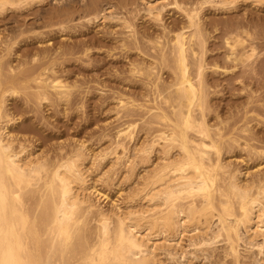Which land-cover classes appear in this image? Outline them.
I'll return each mask as SVG.
<instances>
[{"label": "bare ground", "instance_id": "obj_1", "mask_svg": "<svg viewBox=\"0 0 264 264\" xmlns=\"http://www.w3.org/2000/svg\"><path fill=\"white\" fill-rule=\"evenodd\" d=\"M41 1L42 0H0V21H4L7 16L8 19L10 16L9 12H12L11 15H13V12L16 13L19 10H17V6H19V4H24L22 6L25 8L34 5V8H31L33 10L38 7L35 4ZM237 1L238 0H217L215 2L214 0H204L202 1V3L203 5H205L206 3H209L211 5V3L213 2L214 4L212 3V5L216 4L215 6L220 5L219 7H227ZM254 1L260 2L262 0ZM143 2L145 5L144 14H146L143 16H148V19L150 17L151 20L156 19V22L160 21H157V19H161V12L167 6V4H163V6L159 7V3L155 0L152 2L144 0ZM175 5L178 9L177 10L175 8L176 11L182 10V12L185 13L182 15H185L187 17V19L185 18L187 20V24H185L186 27L180 29L181 31L176 33L174 37L169 38L171 35L169 34V37L167 36L169 40L167 39V42H164L163 44H160L156 41L159 40L157 39L158 37H155L156 40L152 37L153 41L156 42H148V44H152V48H158L161 56L164 54L165 48H167L169 53L173 56V73L171 78L172 83L170 85L172 90L165 95L166 97L163 98L165 103L168 104L170 110L166 111V109L157 116L159 120L165 122V130H159V134L157 133V135L160 136L157 137V139L152 140L151 143L146 142L148 146L142 151L145 154L147 152H150V154L152 152L153 154V145L156 146L158 140H161L165 143L162 149V153L165 155V159L161 161L163 162L162 164H156L155 162L154 165L156 164V167H150L151 170H148L149 172L146 171V173L143 174L145 176L140 179L138 183L139 185L137 184L136 186L137 189L136 187L134 188V190L132 189L133 191L127 194L126 197H123L121 202L117 206H115L113 210L105 211L101 208L99 209L97 208L95 203L91 202V197L88 198V194L87 197H85L86 192L88 193V191H86V189L88 190V188L85 189V187L87 186V178L85 177V172L82 171L83 167L81 169V163L85 159V157L83 156V151L82 154L79 150V148L82 149L81 147H76L77 150L74 148L76 150L74 152L73 149L74 154L68 156L67 158H58L59 160L56 159L58 162H56V164L54 165H49L48 161H45V158H43L45 157V155L43 153H40V157L37 154H35L37 155V157L33 154L36 158L30 157L33 155H30L29 158H27V155V157L25 158L23 154L26 149L21 148L20 144V151H18V149L16 151L13 150L12 144L15 143V140L13 142L12 136H10L12 139L7 138L10 135L6 131V129H8L7 122L10 123L11 119H7L8 116L1 110L3 108V105H0V264H163V253L166 258L169 257L168 260L171 259L176 264H180L182 260H178V254L181 253H178L177 255L176 253L180 252L181 248L179 247V244L184 237L189 239L191 246L195 248L197 247L203 253H208V255V247H210V245H212L213 243L215 244V241H217L218 238H220V240L221 238H223V241L228 245V251L226 252L233 256L236 263H239L240 260L238 261V258L241 257L239 251L237 250L238 242L240 239L241 241L245 239L250 243V245L252 244L251 249H257L254 255L251 254L252 261L259 264H264V243L253 244L252 242L254 236L261 235L264 237V204L261 202L262 200L264 201V184L260 186L258 183L260 182L259 179L257 181L253 180L257 182H254L255 184H253V181H251L252 183H248V185L247 183L242 184L243 182H239L241 180H238L239 178L237 179L234 172L230 173V171L227 170L228 167H226L225 165L228 164H226L225 162H223L225 163L224 165L222 164V161H224V159L221 158L222 147L219 146L222 145L221 134L220 132L212 133L210 129V122L208 123L205 120L206 94L204 91V87H206L207 83L204 75L209 74H205V72H207L205 59V51L207 50L205 49L207 42V32L203 31L205 28L203 29V26L201 28V25L199 23L200 21H198L200 19L197 18L199 16L198 13H200V8L202 9L203 5L201 6V4H199L201 7L197 5L199 8H197L196 6V8H193L191 11H186V9L183 10L184 7L182 6V9L181 6L177 5V3H175ZM41 6L36 8L35 12L37 10H41ZM23 7L22 9L24 11ZM110 8L111 7H109V9ZM27 9L26 11H29ZM91 9L93 11L94 7L90 8V10ZM103 10L104 7L102 10H99V12H97V15L95 13L96 16H92L93 18L95 17L94 20L99 18V16L100 18L103 17L105 19V15L103 16V14L100 13L101 11L103 12ZM60 11L59 16H62L60 14ZM73 11L70 13V10H66V13L64 14H67L68 12V14L73 15ZM29 12L27 13L29 14ZM7 13L9 15H7ZM20 13L22 14V12ZM31 13L33 14L32 11ZM21 14H19L20 18L26 13L22 15ZM33 15H35L36 17L37 13H34ZM110 15L108 17H110ZM92 17L91 19L93 20ZM14 18L12 19L13 21ZM17 20V22H19V19ZM33 20H35V18H33ZM117 20L119 19H116V21ZM123 20L122 22L125 21ZM28 21L25 20V22ZM5 24L2 23L3 26ZM123 24L124 23H122V25ZM125 25L129 28L127 23ZM232 25L234 24L232 23ZM32 26H35L34 23L32 24ZM181 26L182 25H180V27ZM10 27H8V30L10 29ZM63 27L64 28H62V32L64 31L63 29L67 28L65 26ZM230 28L234 29V31L236 29L234 27ZM230 28H228L227 26V28H224L223 31H225V29H228V31H226L230 33ZM53 29L56 28H52L51 30L53 31ZM57 29L59 31L60 28L57 27ZM24 30L26 31V29ZM51 30L49 32H51ZM2 32H4V30ZM12 32L13 31L11 30V33ZM23 32L24 31L17 32L18 34L11 38L12 40L9 44L5 43L6 54L4 58L0 59V77L3 75L6 76V82L5 84H0V87H3L0 88V92L3 91L4 93H8L10 99V96H17V94L21 91V89L19 90V88L17 89V87H34L35 90L31 95L34 96L39 102L38 106L42 105V107L47 108V106L52 103V95L56 99V101H59V104H63L67 107L65 103H70V100L73 101V99H75H70V95L72 92L71 87H77L79 84L77 86L75 85V83H73L74 86L72 84L69 85V83H67V80V82H65L62 80V78L60 79L59 76L61 71L59 75L58 72L61 69L59 68L64 65L66 59L63 58L62 62L57 61L59 59L52 61L47 60L51 58L49 49L47 47L41 48L39 47V45H43L46 42L47 45L54 46L56 42H49L50 38L47 41L45 39V42L42 41V38H45L44 33L41 34L43 35L41 38V35L39 36V34H35V36H33L34 34H31L33 37H24L19 39ZM165 32L166 34L168 33L167 31ZM240 32L241 34H245L243 36H245L246 38L241 37L242 35H237L238 33L236 35H233V33H230L232 35H226L227 33L225 32V34L223 32L225 37L224 35L222 36L225 38V49H228H226L228 54L222 55V57L225 56V59H220L221 62L227 59L228 61L235 64L236 62L238 64H241L240 66H244L245 64L247 66V64L250 65L254 62L252 61L254 57L256 60V56L254 55L257 52H255V50H257L258 46H262V44L254 47V38H250V40L248 41L247 38H249L250 36L249 33L244 29H241ZM52 33L53 32H51V35ZM64 35V39H67L68 37L66 38V36H69ZM71 36H69L70 39H68V41L71 40ZM253 36L255 37V35ZM54 37L56 38L57 36ZM246 39L248 43H250L251 39H253L251 43V45L253 44V46H251L248 52L237 54L236 50H239L242 46L244 48ZM159 41H161V43L163 42L162 40ZM83 45L85 44H82L81 47L78 44V46H76V48L72 50L73 53L68 52V54L72 55L74 53H77L81 48L80 53L83 54L82 56H90L89 48H84ZM57 48L58 47L56 46L55 50H57ZM60 49L61 48H59L58 50ZM17 52H21V54H17ZM56 54L57 53H54V55ZM76 55L80 56L79 53ZM22 57H24V59L20 60ZM82 58L84 59L86 57ZM163 58H165V56ZM257 59L260 60L259 57ZM262 60L263 59L261 58V61ZM217 62H213L214 64L211 65V67L215 69V72L218 69L219 71L222 69V74H226L228 72L230 74V71L233 70L230 68L228 69L227 67L220 68V65H218ZM131 64H133V69L130 70L132 71L130 72L131 75H134L135 72L140 76L142 75V77L144 75L150 77L154 74L153 69L146 68L145 66L142 67L146 64H142L141 66L137 65L136 67V63ZM168 65H171L170 61ZM243 66L240 67V69H243ZM81 69L83 71L86 70L83 68ZM242 69L239 70V73L240 71H242ZM244 69V73H241L242 75H251V77H249V84L253 85L254 87H264V79L260 80L258 76H255L256 71L253 68L246 73L245 70L247 71V69L249 68L247 67L245 70ZM5 71L8 74H6ZM239 73L237 75H239ZM241 74L240 76H242ZM246 77L244 78L245 81L246 79H248V77ZM241 79H243V77ZM227 82H229V85H233L232 81ZM32 83L34 85H31ZM158 86L159 85H157V88H160L161 90V86ZM160 90L158 91L160 94H162L161 96H163V91L161 92ZM13 99L14 97L12 98V100ZM15 101L16 100H14V102ZM56 101L55 103H57ZM21 103L24 104V102L22 101L20 102V104ZM120 103V109L122 108L125 110V103L122 104V101ZM69 105L71 106V104ZM29 106L27 107L30 109L31 106ZM24 107L25 106H23L22 108ZM66 107L64 109H67ZM126 107L128 106L126 105ZM129 108L131 107H128V109ZM26 110L28 109H22L23 112H25ZM36 110L38 111L37 108ZM132 114L134 113H131L130 116H132ZM125 116L126 115H124V117ZM47 117L49 118L48 115ZM24 122L26 121L24 120ZM34 122H32L31 124H33ZM2 123H4V126H2ZM15 124L16 126H18V123L15 122ZM16 126H13L14 129ZM32 126L34 127V124ZM27 129L26 131L30 130V128L28 130ZM8 131L10 130L8 129ZM22 131H25V128ZM31 131L35 132L32 129L29 132ZM118 132H120V136H122L119 137V139L123 137H127L129 139L132 138L129 128L127 130H119L117 131V133ZM144 134L146 135V133ZM217 138L220 140H217ZM17 142H19V140H17ZM81 144L80 146H82ZM159 145L160 144H158L157 146ZM144 146H146V144ZM22 147L24 146L22 145ZM61 147L59 149L57 148V151H59V153H61L60 149H62L63 152V148ZM173 149L177 150V153L175 154L176 156H174V158L172 157L173 155L171 157L168 156L169 153L171 154V151ZM162 150L158 149L157 151ZM140 151L138 153H140ZM259 153L262 154V152ZM160 155L161 154H159V156ZM213 155L215 156L214 158H212ZM65 156H67V154ZM149 156L147 155L148 158H150ZM147 159L141 158V160L146 161ZM159 160L158 162H160ZM132 163H130V170H127L128 172L126 171L128 175L127 177L124 176L126 177L124 180H129L132 175V171H134L132 169L135 167L136 162L134 163V161H132ZM127 168L129 169V166H127ZM218 182H222V184H218ZM40 184L41 186L39 187ZM253 188H256V190L251 193ZM83 189H85L86 191L85 195L83 194ZM216 195H218L219 198V201L217 200L218 203L216 202L218 206H216L215 204ZM89 196H91V194ZM103 196L106 197L105 195ZM32 197H36L39 200L41 211L37 216L30 215L28 209L26 208L29 206L25 205L28 199L32 201ZM30 204L31 202L29 203V205ZM90 213L93 214L91 219L95 221L96 225L93 232L90 231L91 227H88L90 224L88 219ZM92 220L90 221L92 222ZM213 225L216 226V228H213ZM43 237L44 239L41 240ZM240 237H243L244 239ZM213 248H215V246ZM213 250L214 249L211 248V251ZM245 251L249 252V250ZM193 252H195V254L193 253L194 255H197L195 250ZM202 252H200V255ZM228 254L224 255L228 256ZM174 255H176L178 259L174 257ZM208 255L206 254L204 257L206 258ZM189 256L190 255H188V257ZM257 256H259L258 259H256ZM193 257V259H200L198 258V255ZM248 257L250 258V256ZM182 258L183 260L185 259L184 262H186V264H199V262H194L193 259L187 258L186 254ZM206 259L209 260L210 257L209 259ZM217 264H219V262Z\"/></svg>", "mask_w": 264, "mask_h": 264}, {"label": "rangeland", "instance_id": "obj_2", "mask_svg": "<svg viewBox=\"0 0 264 264\" xmlns=\"http://www.w3.org/2000/svg\"><path fill=\"white\" fill-rule=\"evenodd\" d=\"M143 1L144 0H59V1L42 0L41 2L35 4L38 7L42 5L41 10H37L35 12V9L38 7L32 10L31 8L32 7L34 8V5L31 7H27L28 8L27 9L22 6L24 4L22 5L19 4V6H17V10L19 9L20 11L19 10L18 11L16 10L17 12L15 11L17 14L13 12V15H11L12 12H9L10 16H12V17L9 16V18L11 19L9 18L7 19L8 17L7 16L4 21L3 20L2 22L0 21V26H1L0 31L4 30V32L2 31L0 32V43L2 44V45L0 44L1 45L0 59L4 58L6 54V44H9L11 42L12 40L11 38H13L16 34H18L17 32L20 31L25 32V33L23 32V34L19 37V39L24 37L25 38L33 37L35 36V34L37 35L39 34L40 36L41 34L44 33L45 38L43 37L42 41L45 42V39L47 41L50 38L49 42L51 43L56 42L54 46L51 45L49 46L47 45L46 42L45 44L42 43L43 45H39V47L41 48L47 47L49 49V52L51 53V58L47 60L52 61L59 59L57 61L62 62L63 58L66 59L64 65L59 68L61 69L58 72L59 75L61 71L59 76L60 79L62 78V80L65 82L68 81L67 83H69V85L72 84L74 86L73 83H75V85L77 86L79 84L77 87L74 88L71 87V91L73 93L71 92L70 99L73 98L75 99H73L74 102L71 100L70 103L66 102L65 104L67 105V107L64 106L63 104H59V101H56V99L52 95H51L52 103L48 105L49 107L48 106L47 108L42 107L41 104H40L41 106H38L39 102L36 100L34 96L31 95L35 90L34 87H17V89L18 88L19 90L21 89V91L17 94V96L19 95L18 96L19 98L16 95H14V96H10L9 99L8 96L9 94L1 91L0 105L1 106L3 105L2 106L3 108L1 110L8 116L7 119H11L10 123L7 122L8 125L7 127L10 131H8V129H6V131L8 132V134H10L7 138L12 139L10 137L12 136L13 142L15 140V143L12 144L13 150L16 151L18 149V151H20L21 150L19 149L20 147L26 149V151L23 154L25 158L27 157V155H28L27 158H29V156L33 154L34 155L37 154L40 157L41 155L40 153H43L45 157H43V154L42 157L45 158V161L46 162L48 161L49 165H54L56 164V162H58L57 160H59L60 158H67L68 156L73 155L74 148L77 150L76 147L78 148L81 147L82 149L79 148V150L81 151V153L83 151L84 153L83 156L85 157V159L81 163L82 164L81 169L83 167L85 171L83 169L82 171L85 172L84 174L85 177L87 178L86 179L87 186L85 185L86 187L85 186L84 187L85 189L88 188V190L86 189L88 193L85 191V189H83L84 191L83 194L85 195L86 192L85 197H87L88 194V198L91 197L90 199L92 200L91 202L95 203L97 208L99 209L101 208L102 210L105 211L113 210L114 207L121 202L123 197H126L127 194L131 193L134 190V188L139 183L140 179L145 176L143 174H145L146 171L151 170L150 167L154 168L156 167L155 166L156 164H162L163 162L161 161L165 159V155L162 153L163 152L162 149L165 143L161 140H158L156 146L153 145L154 148H152L153 149L152 150L153 154L151 152L152 155L150 154V152L149 153L147 152L145 154L142 151L148 146L146 142L151 143L152 140L157 139V137L160 136L157 135V133L159 134V130H165V122L159 120L157 116L160 115L162 111L166 109H167L166 111L170 110L168 104L165 103L163 98L166 97L165 95L171 92L172 90L170 85L172 83L171 78L173 73V56L172 54L169 53L167 48L164 49V54L161 56L158 48L157 47H155L156 49L152 48L151 47L152 44H148V42L152 41V43H154L157 41L160 44H163L164 42H167V39L169 40V38L174 37L176 33L180 32L181 31L180 29L186 27L185 24H187L186 23L187 17L185 15L184 16L182 15L185 14L184 12H182V10L176 11L177 7L175 3L181 6V8L183 6L184 7V9L182 8L183 10L186 9V11L187 10L191 11L193 8H196L197 5L200 6L199 4H201L202 6L203 5L202 1L204 0H155L159 3V4L157 3L159 7L163 6V4L165 5L167 4L166 7L164 6L165 10L163 9V11L161 12L162 14L161 15L162 17H160L161 19H157V21L160 20L158 22H156V19L151 20L150 17L148 19V16L147 17L143 16L146 15L144 14L145 5ZM145 1L152 2L154 0H145ZM214 1L216 2L217 0ZM212 3L211 5L209 3L203 5L202 9L200 8L199 11L200 13H198L199 16L197 17L198 19H200L198 21H200L199 23L201 25V28L203 26V29L205 28L203 31L207 32V37H206L207 42L205 49H207L206 51L208 52L205 51L206 54L205 59L207 65L206 66L207 72H205V74L207 73L209 74L204 75L207 83L206 87H204V91L206 94L205 120L208 123L210 122V129L212 133L220 132L221 134L222 145L219 146L222 147L221 158H223L224 161H222L223 159L220 161H222L223 165L225 163L228 164L225 165L226 167H228L227 170L230 171V173L234 172L237 179L239 178L238 180H241L239 182L241 183L243 182L242 184L247 183L248 185V183H252L251 181L253 180L257 181L259 179L260 182L258 183L260 186H262L264 184L263 183L264 182V87H254L253 85L249 84L250 82L249 77H251V75L250 74H249L250 76L247 74L242 75L241 73H244L243 69L245 67L249 68L247 69V71L245 70L246 68L244 69L245 73L249 72L253 68L256 71L255 76H258L260 80L264 79L263 78L264 77L263 75L264 74V58H263L264 57V0L260 2L254 0H238L234 4L227 7L226 6L219 7L220 5L215 6L216 4L212 5ZM71 6L73 7L75 6L74 9ZM98 6L102 8H99ZM108 6L111 8L109 9ZM198 6L197 8H199ZM22 7L24 8V11H26L27 9L30 12L29 11L24 12ZM93 7H94L93 11L92 9L90 10V8ZM103 7L104 10L103 12L101 11L100 13L103 14V16L105 15V19L103 17L102 19L99 16V18L94 20L95 17L93 18L92 16H96L97 12H99V10H102ZM66 10L67 11L70 10V13L73 10L75 11H73L74 12L73 15L68 14V12L67 15L64 14L66 13L65 12ZM31 11L33 12V14L37 13V16L39 18L37 16L35 17V15L31 13ZM59 11L62 16H59ZM20 12H22V14L26 13L27 15L26 14L22 15ZM27 12H29V14ZM9 14L7 13V15ZM19 14L22 15L21 17L22 19L20 18ZM53 14H54V18H53ZM108 14L110 15V17H108L109 16ZM91 17L93 18V20L91 19ZM13 18L14 21L12 20ZM33 18H35V20H33ZM120 18L122 20L124 19L127 22H125L124 20H123L124 22H122ZM17 19H19V22H17L18 21ZM20 19L21 21L23 20L22 23ZM116 19H119L121 21L119 20L116 21ZM25 20L28 22H25ZM2 23L3 24L6 23L4 26L7 28H5L2 25ZM33 23L35 26H32ZM122 23L124 24L122 25ZM126 23L128 24L129 28L126 27L125 25ZM232 23L234 25H232ZM180 25L182 26L180 27ZM229 25L230 27H234V28H236L239 25L236 28L239 30L235 29L234 31V29H231ZM63 26L67 27L63 29L66 32L64 31L62 32V28H64ZM227 26L228 28L231 29V31L229 29L230 33H233V35H236L238 33L237 35L239 36L242 35L241 37L243 38H246L245 36H243L245 34H241L240 31L241 29L246 30L250 35L249 38H247L248 41L250 40V38H254V43H255L254 47H257V45L262 44V46H258L257 50H255V52H257L254 55L256 56V60L254 57L252 60L254 61L253 63H251L250 65L247 64V66L246 64L244 66L242 65L243 69L241 68L242 71H240V73L239 70H241L240 69V67H242L240 66L241 64H238L237 62L235 64L233 62L228 61L227 59L222 62L220 61V59L222 58L225 59V56L222 57V55L228 54V52L226 51L227 48L225 49L226 45L224 40L225 39L224 33L226 32L227 33V34L225 33L226 35H229L230 33L227 32L228 29H225V31H223L224 28H227ZM8 27H10L9 30ZM57 27L60 28L61 30L59 29L58 31ZM3 28H5L7 31ZM52 28H56V29H53L52 31L51 30ZM24 29H26V31ZM49 29L51 30V32H53L52 35L51 32H49L50 31ZM11 30L13 31L12 33ZM57 31L58 32L61 31V32L58 33ZM165 31L168 32L167 33L168 35L166 34ZM45 33L47 36L45 35ZM31 34L34 35L32 36ZM169 34H171L170 37ZM63 35L71 36V40L68 41V39H70L69 36H66V38L67 37L68 38L64 39L65 37H63ZM222 35H224V37ZM253 35H255L256 38ZM42 36L43 35H41L40 38ZM54 36L57 37L55 38ZM60 37L63 38L64 40L61 39ZM152 37L155 40L158 37L157 39L162 40L163 42L161 43V41L159 40L153 41ZM257 37L259 40L257 39ZM247 39L245 41L246 44H244V48L242 46L240 47L239 50H236L237 54L248 52L251 46H253V44L251 45L253 39H251L250 43H248ZM78 44L81 47L82 44H85L83 45V47L89 48L90 56H82L83 54L80 53L81 48L79 49V52L72 54L73 56L68 54V52L73 53L72 50L75 49L76 46H78ZM56 46L58 47L57 50H55ZM59 48H61L60 49L61 51L58 50ZM52 51L57 54L54 55ZM78 53L79 55L80 54L81 55L80 56L76 55ZM17 54H21V52H17ZM164 56L165 58H163ZM82 57H86V58L83 59ZM258 57L260 58V60L257 59ZM261 58L263 59L262 61ZM22 59H24V57H22L20 60ZM212 59L214 63L218 61L217 63L218 65H220V68L227 67L228 69L230 68L233 70L230 71V74L229 72L226 74L225 73L222 74V69L220 70L221 73L219 69L216 70L215 72V69L211 67V65L214 64L212 62ZM169 61L171 62V65H168ZM131 63H136L135 67L137 65L141 66L142 64H146L143 65L142 67L145 66L146 68L153 69L154 74L151 75L150 77H147L145 75L142 77V75L140 76L136 72L135 73L133 72L134 75L133 74L131 75L130 72L132 71L130 70L133 69L132 68L133 64ZM95 64L98 65L96 66ZM81 68L86 70L83 71ZM168 70H170L171 72ZM5 73L8 74L6 71ZM238 73L239 75H237ZM258 73L261 77L258 75ZM224 74L226 75V77ZM240 74L242 76H240ZM245 75L248 77L246 81L244 79L246 77ZM242 77L243 79H241ZM225 80L226 82L232 81L233 85L232 86L231 84L229 85L228 84L229 82L226 83ZM5 82H6V76L3 75L0 77V84H5ZM31 85L34 84L32 83ZM157 85H159L158 87L161 86V90L160 88H157ZM158 90H160L161 92L163 91V96H161L162 94H160ZM13 97L14 99L12 100ZM14 100H16L15 102L20 106H18L14 102ZM21 101L24 102V104L23 103L20 104ZM55 101L57 103H55ZM121 101L122 104L129 101L128 103H125V107H124L125 110L122 108H121L122 110L120 109ZM69 104H71L72 107ZM22 105L25 107L22 108L23 107ZM126 105L131 108L128 109ZM27 106H29L30 109ZM65 107L67 109H64ZM36 108L38 109V111L36 110ZM22 109H28V110L23 112ZM131 113L134 114L136 113V114L135 116L134 114L130 116ZM47 115L49 116V118L47 117ZM124 115H126L125 117L127 118H125ZM24 120L26 122H24ZM15 122L18 123L17 124L18 126H16ZM32 122H34L33 123L34 127L32 126L33 124H31ZM14 125L16 126L15 129L13 127ZM2 126H4V123H2ZM28 127L30 128V130L32 129L35 132L32 131L29 132L30 130L26 131ZM24 128L25 131H22ZM38 128L42 130L40 131ZM128 128L129 131L131 132L132 138L129 139L127 137H123L119 139V137L122 136H120V132L117 133V131L127 130ZM246 130L247 133L251 131L248 133L249 135L246 133ZM144 133H146V135ZM17 140H19V142L21 143L17 142ZM217 140L220 139L217 138ZM80 144L82 146H80ZM145 144L146 146H144ZM158 144L160 145L157 146ZM22 145L24 147H22ZM60 147L63 148V152L62 149H60L61 153L57 151ZM75 149L74 152L76 151ZM158 149L162 151H157ZM139 151L140 153L142 152L144 154L138 153ZM176 151L177 150L173 149L171 151V154L169 153L170 155L168 154V156L171 157L173 155L172 157L174 158V156H176L175 154L177 153ZM259 152H262V154H260ZM66 154L67 156H65ZM159 154H161L162 156L161 155L159 156ZM34 155L30 157L32 158L35 156L37 157V155L35 156ZM147 155L148 156L150 155L149 156L150 158H148ZM214 157L215 156L213 155L212 158ZM141 158L142 159L148 158V159L146 161V160H141ZM158 160L161 163L158 162ZM132 161H134V163L136 162L135 163L136 165L134 164L135 165L134 168L132 165L133 168L132 170L134 171H132V175L129 178V180L126 179L127 180L126 181L124 179L128 175L127 172L130 170V166H131L130 163H132ZM155 162L156 164L154 165ZM127 166H129V169L127 168ZM255 181H253V184L257 183ZM218 184H222V182H218ZM40 186L41 184L39 185V187ZM255 190L256 188H253L251 193H253ZM90 194L91 196H89ZM102 194L105 195L106 197H104ZM31 199L32 201H30V199L26 201L25 205L29 206L26 208L28 209L30 215L37 216L41 211L39 200L36 197L35 198L32 197ZM217 200L219 201L218 195L215 196L216 206H218ZM29 201L31 202L30 205H29L30 203ZM261 202L264 204L263 200ZM90 214L88 216L90 223L88 227L89 228L91 227L90 231L93 232V230H95L96 225H95V221L91 219L93 214L91 215ZM90 220H92V222ZM213 228H216V226L213 225ZM253 238H254L252 241L253 244L264 243V237L261 235L254 236ZM43 239L44 237L41 240ZM218 239L217 241H215L216 242L215 244L213 243L212 245H210V247H208L209 249V255H208V253L204 252L205 253L204 254L197 247L196 250L195 247L190 245L191 243L189 239L184 237L179 244L181 250L180 252L176 253V255L178 253H181L178 254L179 259L176 257V255H174V257H176L180 261L182 260L180 264H186V262H184L185 259L183 260L182 258L183 256H185V254L187 258L190 259H193L194 258L193 256L198 255V258L200 259L195 258L193 259V261L194 262L197 261L199 262V264H217L218 262L219 264H239V263L259 264L257 262L252 261V256H251V254L253 255L255 254L257 249L256 248L251 249L252 244L250 245V243L244 238H243L244 240L241 241L240 239L238 242L237 250L241 255V257L238 258V261L240 260L239 263H236L233 256L226 252L228 251V247H227L228 245L223 241V238H221L222 241L220 240V238ZM214 246L215 248H213ZM211 248L214 250L211 251ZM194 250L196 251L197 255H194L195 254V252H193ZM245 250H249V252ZM200 252H202L201 253L202 256L203 254L204 256L207 254L208 256L206 258L209 259L210 257V259L207 260L204 256L203 258L200 255ZM163 254H162L163 257L161 256L163 258V262H164L163 264L175 263L171 259L168 260L169 257L166 258ZM224 254H228V256ZM188 255L190 256L188 257ZM248 256H250V258ZM258 257L259 256H257L256 259H258Z\"/></svg>", "mask_w": 264, "mask_h": 264}]
</instances>
